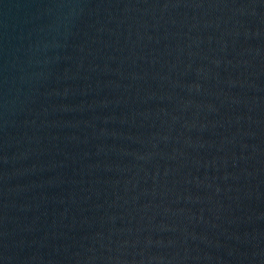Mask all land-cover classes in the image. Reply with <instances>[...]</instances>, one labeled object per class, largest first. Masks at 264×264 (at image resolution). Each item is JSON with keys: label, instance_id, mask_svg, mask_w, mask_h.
<instances>
[{"label": "water", "instance_id": "water-1", "mask_svg": "<svg viewBox=\"0 0 264 264\" xmlns=\"http://www.w3.org/2000/svg\"><path fill=\"white\" fill-rule=\"evenodd\" d=\"M0 264H264V0H0Z\"/></svg>", "mask_w": 264, "mask_h": 264}]
</instances>
